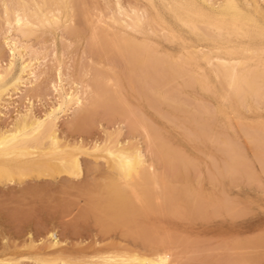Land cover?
<instances>
[{
    "label": "bare ground",
    "instance_id": "bare-ground-1",
    "mask_svg": "<svg viewBox=\"0 0 264 264\" xmlns=\"http://www.w3.org/2000/svg\"><path fill=\"white\" fill-rule=\"evenodd\" d=\"M77 1L78 0H76L75 2ZM133 1L134 0L125 2L127 3L125 5V4H122L120 0H103V2L101 3L102 6H101L97 4L100 2L99 0V2L96 1L97 5L95 3L94 5L93 3L92 4L90 3V5H93V6L91 8L88 7L87 9L86 6L83 7L85 5V2L83 0L84 5L81 3L82 4L81 6L83 9H80L78 7L79 12L77 11V14L79 15L82 10V13H81L82 20H83L82 22L83 24L84 22L86 24L83 26H85V28L87 26V29H86L87 31L86 30L85 31L87 32L88 36L87 35L86 36L90 41V42L88 41L89 44L87 42L86 43L88 45H90L91 43L90 47L92 46L99 47L106 43L104 47L109 46L108 48H110L109 49L110 51L112 52L114 51V53L118 54V57H121V60L123 59L125 60V62H123L126 64V65L124 64L125 69H127L128 72H130L131 76L133 74L135 77V73L138 72L136 74V78L138 74H139L138 76L139 78L143 77L142 81H140L141 79L139 80V78H137V81H140L137 84L140 85V83L144 84L142 82L144 81L146 82V86L151 92V95H150V92L148 91L147 97H149V95L150 97L153 95L155 99L153 97L151 98L154 99L153 101H155L154 102L155 104H157L160 101V99H164V100L171 99V101H173L172 103L175 102L174 99H172V97L174 98L173 94L175 91L172 90L174 89L173 87L171 88L173 83H175L173 79L176 78L178 80L179 76L182 74L180 76L182 78L179 80L183 79L182 81L185 82L186 79H185L184 73L186 71L188 73L186 74L188 77V83L187 82H186L187 84L184 83L187 85V86L184 85V87L197 84L202 89V91L204 90L208 92L209 90L211 91L215 90L218 93L217 98L220 99L218 101L223 100L221 102L223 103L226 102L225 105H227V107L229 108L227 109L229 111H233L236 109L238 110L239 108L243 109L244 107L251 108L253 106L252 102H254V105L256 103L258 104L257 108L258 106L261 105L258 101L264 99V42H262L261 40L259 25H260L261 19L264 18V7L260 4V0H221V1L218 0L219 2H217V0H214V1L213 0H158V5H160L159 7L158 5L156 6L154 4L156 2L153 3L151 0H143L145 2L143 4H146V6H143V7H142L143 4L141 5L138 4L140 5V7L138 5L134 6V4L133 5L129 4V3H132ZM261 2H264V0H261ZM74 3H73V0H0V13H1L0 15H1V20H2L1 24L3 25V27H5L4 28L5 37L3 38L4 40L3 42L5 45L10 46L9 53L11 54V56L13 54V47L16 44L18 46L20 45L19 46L20 49L22 48L24 52H27V55H28V56L26 55L27 58H29V55L32 53L35 55L36 51L34 50L33 52L32 50H30L32 48L31 46H28V47L25 46L26 44L25 42H27V40L30 37L32 36L34 37V34L37 33V30L39 31L40 29H46L47 27L54 28L53 26H55V29L57 30V26L61 25L63 27L62 30L65 32V30L71 27V25H73L74 17H76L75 16L76 13H74V10L76 11L77 9V7L74 8L75 5H77L76 3L75 5H73ZM134 3L137 4L136 2ZM69 29H72V27ZM75 33H76V30H75ZM78 35H80V33H78ZM82 38L84 40V37ZM163 41L165 42L168 41L167 43L179 44L181 48V52L180 54H178V56H176L178 58L176 57L173 58L175 59L174 62L171 61L172 57H171V60H169V57L166 56V58H168L166 60L165 55H163L161 51V47H160V43L161 42L163 43ZM104 47L102 48L104 49ZM101 49L99 51H101ZM37 52H36V56L38 55ZM93 52L95 53L96 51H93ZM104 53L105 51H103V54ZM104 57L105 56H103V58ZM111 57L109 59H111ZM34 58H35V61L39 62V60H36V58L38 57H34ZM34 58H32V55H31L30 59L32 60ZM112 58H114V56ZM98 61H100V59ZM29 63L30 62L20 63L19 69L17 70V75L18 76H33L32 81L35 82L36 79L38 80L39 79L38 77L40 76L36 75L37 76L36 77L35 72L28 70V68H30ZM38 65L40 67L42 64L41 65L38 64ZM110 69L111 67L109 68V70ZM11 71H12V64L10 62L6 63V65L0 69V94H2V92L6 88L7 82L5 80V77L10 76ZM110 71L113 73L112 69ZM164 71L165 72L167 71L168 76H169V77H165L166 80L168 78L173 80L172 85L171 83H169V82H172V80L167 81L169 84L165 81V79L163 80L164 75H166ZM55 75H56L57 82H55L56 85L55 84L54 85L58 87L59 90L62 91L63 90V88L61 87L62 80H61V73H60L59 68L57 69V72ZM18 76H15V77L12 76L11 78L12 80L14 78L17 80ZM114 76L112 77L113 80L117 77L116 76L114 78ZM132 77L130 79H132ZM112 78H110V80ZM120 78L122 80L121 76ZM93 79H95V77ZM106 79L107 77L105 78V80ZM107 80L109 81V79ZM115 80H114V83H117L115 82ZM117 80L119 81V79ZM132 80L136 81V79L135 80L132 79ZM91 81L93 80H90V84L88 82H87L88 84L85 83L86 85H82L83 83L81 84V82L80 84H76L78 82L76 83L71 82V84L77 88L76 93L73 96L71 95V92L69 91H67L63 95L59 94L60 95V97H58L59 100L54 102L55 104L54 105L52 104L53 106L49 107L41 116H36L32 113L31 111L32 105H31L29 108L27 107V109L24 110L22 114L19 113L17 114L16 117H14L15 119L10 128L8 129L6 128L5 130L3 129L0 131V182L1 181L10 182L11 181L10 179L14 176H18L19 178H35L36 180V178H41V177L49 178L55 175H64L68 178L77 179L80 177L81 172H82L81 171L82 167L79 161V157L82 156L81 154L90 155L96 160L101 159L102 161H104V164H106L107 170H109V172L106 171L107 174H110V175L108 177L104 175V178H106V180L104 181L102 186H99L98 188L99 192H97L98 194L95 193L96 191H94L96 195H93L92 198H90L91 196L89 194L90 197L88 198L90 199L86 200V202L88 201L87 202L88 205H86L87 203H83L85 204V207L88 206L90 207L89 209H91L89 210L87 208L88 209V210L86 209L87 212L91 211L92 213L95 212L97 214V215L96 214H92V215L95 219H97L96 221L98 223H101V226L106 224L105 227L103 226L105 230L102 229V227L100 228L102 229L101 235L99 236L97 235L101 242L97 243L99 242V240H96L97 237L94 236L97 242L93 240L94 242H96V243H93L94 246L91 245V248L88 247L90 248L89 249L90 252H87L86 249L83 250L84 248L80 243V245L79 244L71 245L74 247L75 245H77V247L79 246L78 248L79 250L77 251L76 250H70V251L64 250L66 252L64 254H61V251H60L59 254L61 256H59V254L57 253L59 251H56V252L54 251L55 252L54 255L56 256L57 254L56 257L52 255L54 256V258L52 256L47 258L48 256L45 257V256H42V254L41 255L33 254L32 256H30L29 254L30 257H26L28 255H24L25 257L22 256L21 259L33 260L35 264L37 263H42V264H54V263H57V264H146V262L147 264H183L184 259H185L183 255L185 252L182 253L183 252L181 250L182 248L178 249V245L179 243H181L179 242V240H177L179 238L175 239L176 237H173L175 234H173V236H170L171 235L170 233L160 234V232H158L157 229L154 227V225L156 226V224L153 223L154 224L153 225V224H149L146 222L145 220L146 218H144V217H147V215H145L147 214L146 212L152 213L153 215L154 212L152 211L154 210L156 211L157 209L158 211L156 214H158L160 210L162 212L163 211L166 212L167 210V212L169 213V211L176 212L180 208L182 212L184 211L186 213L185 215L187 216H194V215L203 216L206 214L216 216L220 212H224L225 214L229 212L228 215L231 216V214L235 212V209L233 207H230V209L232 208L231 213L229 211L230 210L229 206L232 203L229 201L221 200L224 204L227 203L226 204L227 206H226L222 204L221 201H218L220 200L221 197L220 198L217 197L218 200L216 201V199L215 200L212 198L209 199L207 198L206 195L203 194L204 196H206L204 197L202 195V192L200 193V191L199 192L197 191L195 193V192H192L191 190H190L191 192L190 191L184 192V191L179 190L175 192L174 195H172L169 192L171 186L169 187V185H167L168 182H166L165 185L162 184L160 186L159 183L164 182L163 177L158 175L155 172L156 170L153 169L152 163L155 161H160V160L163 161L164 158L160 154H158L160 153L158 149L160 145L162 146V144H164L163 143L164 141H162V144H160L158 142L159 139L157 140L156 138L157 136H155L156 133L154 132V130L149 129L150 127L148 125H145V122L143 123L140 120V118L138 119V116L135 115L133 112L131 115V112L129 111L130 114L129 116L127 114L128 119H126V121L127 123H129L128 125L130 127L132 128L134 127L133 129L136 128V130L137 129L140 130L139 132L141 133L140 135H142L143 137L145 149H142L141 145L132 139L127 138V139H123L122 141H120L118 139L120 135V130H117L115 132L107 131L109 133H105L106 137L104 141H101V142L93 141L91 144H87L88 146L83 145L84 143H82L80 140L70 144L68 143L69 141L67 142L66 140H63L62 138H60L57 134L56 126H57L59 115L64 111L66 107L73 105V109H75V111L78 113V112H82L83 109L85 110L88 107L94 106L96 104L95 101H98V102L101 101V104L103 103V95L102 94H101L102 96L100 95L102 90H99V89L96 90L95 88L91 87L90 86L92 84ZM161 81H164L163 83H165V85L162 84V86L163 87L166 86L165 87L166 89H168L167 87L171 85L170 86L171 89L169 88L170 90H167L169 92L171 91L170 92L171 98H170V94L167 91H164V92L165 93L167 92L168 94L167 93L166 95H164L165 93L163 94V91L161 90V86H160ZM65 82L68 83V81H65ZM35 83L37 84V81ZM109 83L111 82L109 81ZM114 83H111V85L113 86ZM166 84H168V86ZM181 84L183 83L181 82ZM118 86L120 87L121 84ZM143 86H145V84L142 85V87ZM179 86L181 85L179 84ZM144 89L147 90V88L145 87ZM127 90L130 91V88H128ZM54 91H57V90L54 88ZM179 92H182V91H179ZM27 94H25V96ZM0 96L2 97V95ZM104 97L107 98L106 94L104 95ZM150 97H149V100L151 102ZM116 99H117V96H116ZM118 100L120 99L118 98L117 101ZM149 100H147V103ZM260 102L263 103L262 101ZM103 107L106 108L104 105ZM110 107H112V105H110ZM208 109L209 108H207V110ZM75 111H74V114H77L75 113ZM204 111H206V109ZM208 114L209 113H207V115ZM113 115L114 114H112L111 117ZM159 115H161V112ZM250 139L252 138L250 137ZM201 143H203V141ZM224 146L225 144H223V148H221L222 150L224 149ZM227 146L228 145L225 146L226 148L223 150L224 152L227 149ZM229 149L231 148L229 147ZM231 150L234 152L233 156L231 154L232 151H229V152L226 151L227 153H224V154L225 155L231 154L230 157L232 156V158L226 156V159L228 158L227 160L222 159L224 160V162L222 161L224 165L223 170L225 171L228 169L227 171L228 173L225 171V174L229 176L231 175V173H233L232 175H234L237 172V170H239L236 168H238V166H240V164L242 163L240 160L241 159L240 156L236 154L233 149ZM146 154L149 156V158L147 157ZM258 154L259 152L257 153V157L259 158L263 156V154L261 155L260 154L258 155ZM159 155L161 156V158ZM236 155L239 157H237ZM174 157L171 156V158H168V159H171V162H169V160H168L169 163L166 161L167 166H170V167L172 166L173 168V164H176L174 163V161L178 160V157L176 156ZM235 158L239 160H235ZM252 158L254 159V157ZM263 158L264 157L261 158L262 161L260 159H259L260 161H258L260 166L264 163ZM225 160H226V163H225ZM236 162L238 164V165L236 164L237 166H235ZM162 163L165 164L164 161ZM225 165L227 166V169L225 168ZM93 166H95V164ZM262 167H264V164L263 166H261V168ZM233 168L235 172H232ZM262 169L264 170V168ZM170 170L172 171L171 168ZM171 178L173 177L171 176ZM209 181L211 185H212L211 181L215 184L217 182V178H212ZM169 184H171V182ZM93 190H95V187ZM209 201H211L213 205V210L210 212L200 211L199 209L207 205ZM231 206H233V204ZM153 207H155L156 209H154ZM192 208H195L196 210L195 211L186 210V209H192ZM83 212H86V211L84 210ZM87 212L85 213L86 215L84 213H80L81 214L80 219L82 218L83 215L84 217H87L88 215H90V214L87 215ZM140 214H144V215H140ZM137 215H140V217L137 218L136 217ZM228 215H224V216H228ZM134 217H136L138 220H143L146 223H143L142 221L141 223H137L134 221L135 220ZM150 221L154 222L153 220H150ZM158 225L159 224L157 223V226ZM93 226H94V223H93ZM163 226L164 225H160V227L164 229ZM111 229L113 230L111 231ZM114 229L119 230L118 232H121V233L123 232V234L121 235V234L116 233L114 235L113 233L112 235L111 232H116ZM166 230L168 229H165L162 231L166 232ZM109 231H111L110 232L111 234H109ZM103 233L105 235H103V239H102ZM48 236L49 234L47 235V237ZM117 237L118 239L116 240ZM181 238L183 237L181 236ZM102 240L106 242H102ZM222 243H225V242H222ZM230 243H232V245L234 244L233 242H230ZM259 244H261V242ZM96 245L98 247L95 249ZM87 246H85V248ZM179 246L181 247L182 245L180 244ZM46 247H48L49 249L55 248V247L57 248V243L51 241L48 243V245H46ZM74 247H72L71 249H75ZM225 247H227V245L223 246V248L221 247V250L222 249L226 250ZM230 247L231 246H229V249ZM177 249L180 250L179 252H181L182 254L178 253ZM241 249L243 250L246 248H241ZM235 250H238V249L235 248ZM235 250L233 251L234 253L232 252L233 255L234 254L237 255L239 253V252L235 253ZM251 250H255V249L252 248ZM258 250L259 249H257V251ZM19 259L20 258H16V257L0 259V264H17L18 262H20ZM228 263L234 264L232 260L230 261L228 260Z\"/></svg>",
    "mask_w": 264,
    "mask_h": 264
},
{
    "label": "rangeland",
    "instance_id": "rangeland-1",
    "mask_svg": "<svg viewBox=\"0 0 264 264\" xmlns=\"http://www.w3.org/2000/svg\"><path fill=\"white\" fill-rule=\"evenodd\" d=\"M75 1L76 0H73V3ZM96 1L99 2V0H84L85 2L84 5L83 0H78L77 2H75L77 5H75V3L73 4L75 5L74 8L77 7V9L76 11L74 10V13H76L75 14L76 17H74L73 25H71L72 29H69L71 28L69 27L68 28L69 30L67 29L64 32L62 30L63 27L61 25H58L57 30L55 29V26H53L54 28L47 27L46 29H40L42 31L37 30V33L34 34V37L33 36L30 37L27 40V42H25L26 43L25 46L32 47L30 50H32L33 52L34 50L36 52L38 51L37 56L35 52V55L32 53L29 55V58H27L28 56L27 52H24L22 48L20 49L19 47L20 45L18 46L17 44L14 47L11 46L13 47V54H12L13 57L11 56V54L9 53L10 46L5 45L3 42L4 41L3 38L5 37L4 36L5 27H3V25L1 24L2 20L0 15V40H1L0 69L3 68L8 62L12 64V71L10 76L5 77V80L7 82L6 88L4 89L2 94H0L2 95V97L0 96V100H1L0 101V131L3 129L5 130L6 128L7 129L10 128L15 119L14 117H16L17 114L19 113L22 114L24 110H26L27 107L29 108L31 105H32L31 106L32 113L36 116H41L49 107L55 104L54 102L59 100L58 98L60 97L59 94L63 95L64 93L69 91L73 96L76 93L77 88L74 87V85H72L71 82L73 83L78 82L76 84H80L81 82V84L83 83L82 85H86L85 83L88 82L90 84V80H93L91 81L93 86L92 84L90 86L95 88L96 90L99 89L103 91V92L101 91L100 93V95L101 94L103 95V103L101 104V101L100 102L95 101L96 104L94 106L88 107L85 110L83 109V111L81 110L82 112H78V113L75 111V109H73V105L66 107L58 118V122L56 126L58 136L63 140H66L67 142L69 141L68 143L70 144L80 140L82 143H84L83 145L88 146L87 144H91L93 141H97V142L104 141L106 137L105 133H109L107 131L115 132L117 130H120V135L118 137L120 141L127 138L132 139L135 140V142L139 143L142 149H145L143 137L142 135H140L141 133L139 132L140 130L138 129L136 130V128L133 129L134 127L133 128L130 127L128 125L129 123H127L126 121V119H128L127 117L130 114L129 111L131 112V115L133 112L135 115L138 116V119L140 118V120L143 123L145 122V125H148L150 127L149 129L154 130V132L156 133L155 136H157L156 137L157 140L159 139L158 142L160 144H162V141H164L163 142L164 144H162V146L160 145L161 148L159 147L158 149L160 151V153L158 154H160L164 158V159L162 158L164 163L166 164L168 160L169 162H171V159H168L171 158V156L178 157L177 161L174 159L175 160L174 163L176 164H173V168L172 166L171 167L167 166V164L165 166V164L162 163L163 162L162 160L155 161L152 163L153 169L156 170L155 172L163 177L164 182L159 183L160 186L162 184L165 185L166 182H168L167 185H169V187L171 186L169 192L172 195H174L175 192L179 190L184 192L187 191L189 192L191 190L192 192L195 193L197 191L198 192L200 191V193L202 192V195L203 194L206 195L207 198L209 199L210 198L214 200L216 199V201L218 200V198L221 197L220 200L218 201L221 200L229 201L233 204V206H231L232 204L229 206V209L230 207H233L235 209V212L231 214V216L228 215L229 212L227 214H225L224 212H220L216 216L208 215V214L203 216L201 215L187 216L185 215L186 213L184 211L182 212L180 208H179L180 210L178 209L176 212L169 211L168 213L167 210L166 212L165 211L162 212L160 210L161 212L159 211L158 214H156L158 211L157 209L156 211L155 210L152 211L154 212L153 215L152 213L146 212L147 214L145 215H147V217H144L146 218L145 219L146 222L149 224H153V223L156 224V226L154 224L153 225L157 229V231L160 232V234L170 233L171 234L170 236H173V234H175L173 237H176L175 239L179 238L177 240L181 242L179 243V245L181 244L182 246L180 247L178 245V249L182 248L181 249L183 251L182 253L185 252L183 255L185 258L183 264L185 263L186 264H229L228 260L229 261L232 260L234 264L237 263L264 264V249H262L264 248L263 247L264 246L263 244L264 243V211H261V204L262 202H264V192H262L261 190L262 182H264V173H263L264 170L262 169L264 167L261 168V166H263L264 163L263 164L261 163L262 165L260 166L258 162L261 160L262 157H264V152H263L264 151V107H263L264 99L258 101L261 104L259 105L262 107L258 106L257 108L258 104L256 103L254 105V102H252L253 103L252 105L254 107L251 105L252 106L251 108L242 107L243 109L239 108L238 110L236 109L233 111H229L228 110L229 108L227 107V105H225L226 102L224 103L221 102L223 100L218 101L220 99L217 98L218 93L215 90H213L214 92L211 90H209L208 92L203 90L205 92L204 93L197 84L186 87L187 86L186 84L188 83V77L186 75L188 73L186 71L184 73L186 81L185 79H184L185 82L182 81L183 79L179 80L182 78L180 77L182 75L181 74L178 80L176 78L173 79L175 83H173V80L170 78L166 80L165 77H169V76L167 71L166 72L164 71L166 75H164L163 80L165 79L166 82L172 80V82L169 83H171V85L173 83V85L170 86L171 88L173 87L174 89L172 90L175 91L173 94L174 98L172 97V99H174L175 101L174 102L175 104L172 103L173 101H171V99L170 100L160 99L159 102L157 101L159 105L158 103L155 104L154 103L155 101H153L155 98L153 97V95L151 97H153L154 99L150 97L151 92L146 86V82L145 81L142 82L145 84V86L143 87L142 85L144 84L141 83L140 85L137 84L140 81H142L143 77L139 78L138 77L139 74H138L137 78L141 80L137 81L136 74L138 72L135 73V77L132 74L133 76L132 77L130 75V72H128V70L125 69L124 66L125 63H123L125 62V60L123 59V57H122L123 60H121V57H118V54L114 53V51L112 52L109 50L110 49L108 48L109 46L104 47L106 43L99 47H93V46L90 47L91 43L90 45H88L90 41L87 38L88 36L86 32L87 26L86 28L85 26H83L86 24L85 22L84 24L82 22L83 21L81 14L82 10L81 13L79 14L80 17L77 14V11L79 12L78 7L80 9H83L81 6L82 4L84 5L83 7L86 6L87 9L88 7L91 8L94 5V3L95 4L97 3ZM120 1L122 4L126 5L127 3L125 2L132 0H120ZM142 1L143 0L141 1L134 0L132 3L129 4L132 5L134 4V6L138 4L141 5L145 3L144 1L143 2ZM151 1L153 3L156 2L157 4L154 3L156 6L158 5V0H154V1L151 0ZM219 1L217 0V2ZM102 2L103 0L102 1L100 0V2L97 4L101 5ZM134 2H136L137 4H135ZM90 3L91 4L93 3V5H90ZM260 4L264 7V2H261V0H260ZM140 5L138 6L140 7ZM143 6H146V4H143L142 7ZM159 6L160 5H158V7ZM74 28L76 30V33ZM78 33H80V35H78ZM82 37H84V40ZM167 42L168 41L166 42L163 41V43L162 42L160 43L161 51L163 55H165V58L167 56L169 57V60H171L172 57L171 61L174 62L175 59L173 58L178 56V54H180L181 48L179 44L167 43ZM102 47H104V49ZM100 49L101 51H99ZM93 51H96L97 53L96 52L94 53ZM103 51H105L104 54ZM31 55L32 58L38 57L36 58V60H39V62L35 61V58L31 60L30 59ZM41 55L43 56V58ZM100 55L101 56L103 55L105 57L103 58V56L101 57ZM111 56L112 57L114 56V58H112ZM110 57L111 59H109ZM98 58L100 59V61H98L99 60ZM167 59L168 58H166V60ZM22 62L25 63L30 62L29 63L30 68H28V70L35 72V76L36 75L40 76L38 77L39 78L38 80L36 79L37 84L35 83L36 81L35 82L32 81L33 76L17 75V70L19 69L20 63ZM37 63L42 65L39 67ZM109 65L113 70L114 74L110 71L111 69L109 70L110 68ZM58 68L61 73V80H62L61 87L63 88L62 91L55 86L56 85L55 82H57L55 74ZM37 71H39L40 74ZM114 75H116L118 78ZM128 75L131 76L132 79L134 80L136 79V81L130 79L131 77H129ZM12 76L14 77L18 76V79L16 80L14 78L12 80L11 78ZM113 76L114 78L116 77L115 78L116 80L119 79V81L118 80L116 81L114 79L115 82L117 83H114V80L112 78ZM120 76L122 77V80ZM25 77L27 78L29 77V78L27 79ZM94 77L95 79H93ZM106 77L107 79H109L111 83H114L113 86L111 85V83H109L107 79L105 80ZM110 78L112 79L110 80ZM65 81H68V83ZM163 82L164 81H161L160 86L164 94L165 93L164 91L170 90L171 88L170 86L167 87L168 89L165 88L166 86L163 87L162 84L165 85V83ZM181 82L183 84H181ZM120 84L121 86L119 87L118 85ZM168 84L166 85L168 86ZM179 84L181 86H179ZM115 85H117L118 87ZM184 85L186 86L184 87ZM25 87L26 88L29 87V88L26 89ZM112 87L115 89H113ZM144 87L147 88V90L144 89ZM54 88L57 91H54ZM128 88H130V91L127 90ZM148 91L150 92L149 97L151 98V102L149 100V97H147ZM55 92L57 93V95ZM167 92L170 94L171 91L170 92L167 91ZM166 93L164 95H166ZM25 94L27 95L25 96ZM105 94L107 98L104 97ZM116 96L117 99L119 98L121 101L120 100L117 101ZM105 98L107 101L105 100ZM170 98H171V94H170ZM147 100H149L148 103ZM260 101H262L263 103H261ZM109 104L112 105V107H110ZM103 105L106 108H104ZM205 106L209 109L207 110ZM205 109L207 112L204 111ZM74 111L77 114H74ZM159 111L161 112V115H159L160 114ZM200 113L203 114L201 115ZM207 113H209L210 115L209 114L207 115ZM110 114L111 115L114 114V115L111 117ZM228 126L230 129L228 128ZM199 128L202 129L200 130ZM250 137L252 139H250ZM202 141L203 143H201ZM223 144H225V146L228 145L225 152L223 151L226 148L225 146L223 150L221 149L223 148ZM229 147L233 149L235 153L240 156L241 158L240 160L242 162L241 164L238 162L240 166H238V168L236 169L239 170H237V172L234 175H232L233 173H231L230 176L225 174V171L227 172L228 169L227 166L225 165V168L227 170L224 171L223 170L224 165L222 163V161L224 162V160L222 159H226V156L230 157L231 154L233 156L234 152L231 149H229ZM226 151L228 152L232 151V152L231 154H228L229 155L228 156L224 154L227 153ZM257 151L259 152L260 155L263 154L261 158L257 157V153H258ZM81 155L82 156L79 157V161L82 167L81 170L82 172L80 177L77 179L68 178L64 175H55L49 178L41 177V178H36V180L35 178H19L18 176H14L10 179L11 180L10 182L7 181L0 182L1 183L0 184V259L16 257V258H20L19 261L21 263L18 262L19 264H33V263L35 264L33 260H23L21 259V257L22 256L25 257L24 255H28L26 257H30L33 254L34 255L42 254V256L45 257L48 256L47 258H49L50 256L54 255L56 251H59L57 252L58 254L60 253V251L61 254H64L66 253L65 252L66 250L77 251L79 250L78 249L79 246L77 247V245L78 244L80 245V243L84 248L83 250L86 249L87 252H90L89 249L91 248V245L94 246L93 243H96L97 242L96 240H99V242L97 243L101 242L98 236L101 235L102 229L105 230L103 226L105 227L106 224L101 226V223H98L96 221L97 219H95L92 215L96 213L94 211H93L94 213H92L91 211L87 212V210L90 207L88 206L85 207V204L83 203H87L88 201L86 202V200L92 198L93 195H96L95 193L99 192L98 190L99 186H102L104 181L106 180V178H104V175L108 177L110 174H107L109 170H107L106 164H104V161H102L101 159L96 160L90 155H85V154H81ZM232 156L230 158H232ZM147 157L149 158L148 155ZM252 157H254L255 160ZM236 158L235 160H239ZM257 158H259L260 160ZM159 162H161L163 165ZM263 162H264V158H263ZM255 163L258 164L256 165ZM94 164L95 166H93ZM236 164L237 162L235 163V166L238 165ZM169 167L172 169V171L170 170ZM232 172H235L234 168ZM171 176L173 178H171ZM212 178H217V182L214 184L211 181L212 183L211 185L209 183L210 182L209 180ZM170 182L171 184H169ZM94 187L95 190H93ZM94 191L96 192L94 193ZM89 194L91 197L89 196ZM222 204L224 203L222 202ZM226 204L227 203H225L224 205ZM86 205H88V203ZM153 208L156 209L155 207ZM84 210L87 212V215L88 214L90 215H88L87 217H84L83 215L81 218L82 220L85 219L83 220L84 221L83 222L80 219L81 216L80 213L85 214L86 212H83ZM229 211L231 213L232 208ZM140 215H144V214H140ZM140 215H137L136 217L138 218L140 217ZM224 215H228V216H224ZM136 217H134L135 222L141 223L142 221L143 223H146L143 220H138ZM150 220H153L154 222ZM157 223L159 224L158 225L159 227L157 226ZM160 225H164L163 226L164 229L161 228ZM101 227L102 229H100ZM165 229L168 230H166V232L162 231ZM112 230L113 229H111V231ZM111 231H109V234L112 233V235L113 233L114 235L116 233L121 235L123 234V232L122 233L118 232L119 230H115L116 232H111ZM48 234L50 236V237L48 236L49 238L47 237ZM103 235L105 234L104 233L102 234V239H103ZM94 236L97 237V239ZM181 236L183 238H181ZM117 239L118 237L116 238V240ZM93 240H95L96 242H94ZM51 241L57 243V248L55 247L49 249L48 247H46V245H48V243ZM102 242H106V241L102 240ZM230 242H233L234 244L232 245V243ZM260 242L261 244H259ZM73 244H77V245H75V247L71 246ZM84 245L85 246L88 245V246L85 248ZM226 245H227V247H225L226 250L225 249L221 250V247L223 248V246ZM228 245L231 246L230 249L232 247L233 248L230 250ZM72 247H74L75 249H71ZM97 247L98 246L96 245L95 249ZM235 248H237L238 250H235ZM241 248H246V249L242 250ZM252 248L255 250H251ZM233 249L235 250V253L238 252L239 253L237 255L236 254L233 255L232 254V252L234 251ZM257 249L259 250L257 251ZM62 250L65 251L63 252ZM52 251L55 252L53 253ZM179 251L180 250H178V253H181ZM49 253L50 254L53 253V254L50 255ZM54 256L52 257L54 258ZM59 256L61 255L59 254ZM37 264H42V263H37Z\"/></svg>",
    "mask_w": 264,
    "mask_h": 264
},
{
    "label": "snow or ice",
    "instance_id": "snow-or-ice-1",
    "mask_svg": "<svg viewBox=\"0 0 264 264\" xmlns=\"http://www.w3.org/2000/svg\"><path fill=\"white\" fill-rule=\"evenodd\" d=\"M259 29H260L261 40H262V42H264V18H262L261 21H260ZM138 158H139V156H138ZM261 190H262V192H264V182H262ZM186 210L195 211L196 209L192 208V209H186ZM199 210L202 211V212H205V211L210 212V211H212L213 210V205H212L211 201H209L207 205H205L203 208H201ZM261 211H264V202H262V204H261ZM146 264H147V262H146Z\"/></svg>",
    "mask_w": 264,
    "mask_h": 264
}]
</instances>
